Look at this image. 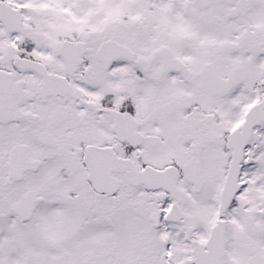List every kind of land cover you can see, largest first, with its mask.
<instances>
[{"label":"snow or ice","instance_id":"snow-or-ice-1","mask_svg":"<svg viewBox=\"0 0 264 264\" xmlns=\"http://www.w3.org/2000/svg\"><path fill=\"white\" fill-rule=\"evenodd\" d=\"M0 264H264V0H0Z\"/></svg>","mask_w":264,"mask_h":264}]
</instances>
